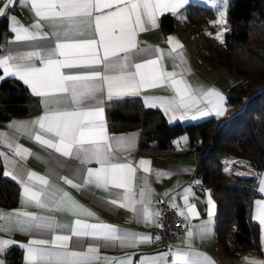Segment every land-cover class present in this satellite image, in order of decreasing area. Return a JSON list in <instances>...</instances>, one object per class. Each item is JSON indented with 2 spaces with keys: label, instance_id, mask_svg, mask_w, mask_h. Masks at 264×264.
<instances>
[{
  "label": "crops",
  "instance_id": "crops-1",
  "mask_svg": "<svg viewBox=\"0 0 264 264\" xmlns=\"http://www.w3.org/2000/svg\"><path fill=\"white\" fill-rule=\"evenodd\" d=\"M191 2H199L208 6L216 7L218 0H187L175 13V28L165 31L161 25L160 17L163 13L156 16V26L153 27L146 17H142L145 30H137V48L143 51L134 52V62H142L144 59H156L157 69L167 73H177L173 80L182 79L190 86L191 96L197 103L192 104L190 108H181L175 113L166 112L165 107L152 98H163L165 100L179 99L174 89L171 87L172 81L166 80L163 84L156 87L141 89L137 94H116L113 97L122 95H138L148 106L160 107L171 120H197L209 115L223 117L234 112L237 107L228 103L226 92L236 78H233L232 72L223 70V66L214 67L208 65L200 58L197 48L204 42L205 35L211 33L216 27V22L211 17L206 21V27L203 23L192 24L187 17L185 7ZM7 0H0V8H5ZM228 5V1H227ZM104 13L115 11V7L104 9ZM100 13L93 12L91 18H83L77 29L69 33L67 40L64 38L65 22L57 19L39 20L31 8L30 0H15V3L5 10L7 16V29L4 34V47L0 51V58L8 55L19 56L29 52L37 51L42 55L46 54L48 46H53L57 42H70L72 40L97 39L95 33L94 17ZM2 16H0L1 18ZM18 21V24L12 20ZM39 20L41 33H46L44 39L32 41H15V33L11 31L12 27L23 26L30 31H37L32 27ZM214 27H211V25ZM55 25V26H54ZM199 29V30H198ZM77 31L83 35H77ZM199 31V32H198ZM56 33H59L58 40ZM169 38L172 43H169ZM179 45V46H177ZM100 54L103 50L100 49ZM63 59V57H59ZM10 63H21V61H11ZM23 63H33L41 66L38 60L23 61ZM61 72L65 75H84L93 72H104L103 65H80L74 67L62 68ZM0 76H4V70L0 68ZM10 75H6L7 77ZM32 92L30 86L28 85ZM215 90L224 97L221 107L224 109L222 115H217L213 109L216 98L205 99L204 93ZM33 93V92H32ZM40 99V109L27 115H13L8 118L0 116V133L5 134V139L14 142L23 149H27L31 154L25 153L23 156L15 154L14 147L9 148L4 142H0V158L4 166V171L14 179L19 185V197L15 206H0V212L9 214L13 212H27L35 215H43L53 218L58 227L53 232L39 233L31 227V221L25 217L13 216L11 220L0 221V241H8L3 245L0 251V262L2 264H27V248L33 239H50L54 235H71L70 225L75 220H80L87 224H109L118 229L119 234H133L137 236H148L150 240L141 242L126 243L121 246L119 242L114 244L106 243L100 239L91 237L73 236L68 242L69 250L87 251L90 245L98 246L99 258L94 264H182L176 259L175 254L196 253L198 259L204 261V264H249L250 261L264 264V225L257 219L256 201H264V192L259 191L260 181L264 179V167L256 175V188L259 194L254 198L252 207V217L258 222L256 230L257 246L238 250L236 253H230L225 249L224 242L218 237L215 229L216 216L218 212L217 200L213 193L211 185L203 182L201 174L196 169L200 156L193 150H188L190 139L184 133L175 137L173 145L167 148H156L151 145L140 147L139 137L140 129L134 128L125 131L114 132L110 130L108 115L106 112V101L108 100L107 88L98 94L97 101H89L90 107L103 108V123L106 127V133L109 137L107 143L111 145L109 151V161L111 164H129L135 170L132 180V193L135 201L143 199L145 204L136 203V211L128 207H121L125 203L123 196L124 188H117L112 183L107 186L97 187L95 178L93 182L85 184L88 179L87 169H100L101 164L92 160L88 163H81L74 156L65 157L57 152L55 148H50L35 139L37 134L42 139L53 140L58 145V138L51 133H45L40 129L39 124L33 123L38 117H41L47 111L60 110L72 111L74 104L69 94L57 93L47 97L38 96ZM145 97L149 100L146 101ZM191 103V101H189ZM200 111L208 112V115H199ZM183 114V116H182ZM195 117V118H193ZM11 125V127H10ZM116 138V139H113ZM123 138V139H119ZM59 146V145H58ZM141 161H148L142 165ZM231 171L239 173H255V167L246 159H241L233 163ZM145 168L148 171H145ZM29 173L35 176L28 179ZM43 177L48 180L45 186L39 180ZM67 177L82 187L75 188L67 184L64 180ZM195 182V184L193 183ZM28 184L34 191L45 190V196L42 199L48 200L59 198L63 192L68 193L70 199H65L64 210L49 211L47 208H39L34 203H22L25 198L24 186ZM60 190V191H56ZM144 192L141 197L140 193ZM55 193V196L49 194ZM158 195L166 197L170 202L176 204L180 213L183 212L190 224L185 228L173 249L172 255H168L166 250L160 247L156 237L150 232V228L156 223V215H153L149 221L145 222L142 209L147 208L150 213H157L158 206L153 202V198ZM187 197V200H185ZM117 200V204L110 203ZM211 201V205L209 204ZM72 201L79 208L75 209L73 215ZM192 207V211L189 208ZM211 210L212 215L209 216ZM93 215L89 216L87 213ZM19 221V222H17ZM189 232L192 233L191 237ZM19 246L20 261H11L5 258L6 250L10 246Z\"/></svg>",
  "mask_w": 264,
  "mask_h": 264
},
{
  "label": "snow or ice",
  "instance_id": "snow-or-ice-1",
  "mask_svg": "<svg viewBox=\"0 0 264 264\" xmlns=\"http://www.w3.org/2000/svg\"><path fill=\"white\" fill-rule=\"evenodd\" d=\"M187 0H30L31 8L39 20H61L65 22L63 36L67 40L69 33L77 29L83 22V18H91L93 12L100 14L94 17L95 33L97 39L72 40L70 42H57L53 46H48L46 54L33 51L24 55H8L0 58V68L4 70V76L15 75L25 84L29 85L33 94L41 97H47L52 94H69L74 104L72 111L52 110L45 112L33 123L39 124L40 129L45 133H51L58 138V145L50 139H42L40 134L35 139L50 148L61 153L65 157L74 156L81 163H88L95 160L101 164L100 169H87L85 184L93 182L95 178L96 186H107L112 183L117 188H124L125 194L121 207H128L136 211L135 204H145V201H135L132 193V180L134 178V169L129 164H111L109 161V151L111 145L107 143L109 137L106 133V127L103 123V108L88 106L89 101H97L98 94L104 91L106 86L108 99H111L114 92L116 94H137L141 89L156 87L163 84L166 80H171V87L174 89L179 99L165 100L163 98H152L165 107L166 112L175 113L181 108H190L192 104L197 103L191 96L190 86L182 79L173 80L177 73H167L157 69L158 61L156 59H144L142 62H134L133 53L143 50L137 48V30L144 31V21L156 26V16L158 13L171 11L175 13ZM15 0H7L5 8H0V16L5 15V10L12 6ZM115 7V11L104 13V9ZM12 20L18 24L15 17ZM37 21L32 27L37 31H30L23 26L12 27L11 31L15 33V41H32L38 38H46V33H41L39 29L41 24ZM55 26V25H54ZM58 40L59 33H56ZM77 35H83L77 31ZM219 38V37H218ZM173 38H169L172 43ZM179 46V45H177ZM100 49L103 54H100ZM59 57H63L60 59ZM38 60L41 66L33 63H23V61ZM11 61H21V63H10ZM103 65L104 72H93L84 75H65L61 72L62 68L74 66ZM0 76V80L4 79ZM205 99L216 98L213 105L217 115H222L224 109L221 107L224 97L215 90L204 93ZM148 101L149 98L145 97ZM191 101V103H189ZM209 103L212 101L209 99ZM154 106V105H153ZM199 115H208L206 111H200ZM183 116V114H182ZM195 118V117H193ZM11 127V125H10ZM116 139V138H113ZM123 139V138H119ZM0 142H4L9 148L15 150V154L23 156L25 153L31 154L27 149L14 145V142L5 139V134L0 133ZM146 165L148 161H141ZM145 171H148L145 168ZM7 174V173H6ZM35 176L29 173L28 179ZM41 183L48 185V180L39 177ZM67 184L75 188L82 187L73 180L64 177ZM60 191V190H56ZM259 191L264 192V179L260 181ZM25 198L22 203H34L39 208L51 210H64L65 199H70L68 193L63 192L57 199H42L45 196V190H32L28 184L24 186ZM55 196V193L49 194ZM144 196V192L140 193ZM187 200V197H185ZM72 203L73 215L75 209L79 208L74 201ZM110 203L117 204V200ZM211 205V201L209 200ZM257 219L264 225V201H256ZM174 206V205H173ZM192 211V207L189 208ZM89 216L93 214L87 213ZM184 213L181 212V215ZM142 215L145 222L149 221L153 215L145 207L142 209ZM212 215L211 210L209 216ZM15 217H25L31 221V227L39 233L53 232L58 225L53 218L43 215H35L27 212H13L4 214L0 212V221L11 220ZM19 222V221H17ZM70 227L71 235H54L50 239H33L27 248V264H94L99 258L98 246L90 245L87 251L69 250L68 242L73 236L91 237L100 239L106 243L119 242L121 246L126 243L139 240L146 242L151 239L148 236H137L133 234H119L114 226L104 223L87 224L80 220H75ZM0 230H3L0 228ZM192 233L189 232L191 237ZM157 239H159L157 237ZM8 241H0V251L3 245ZM196 253L175 254L176 259L182 264H204V261L198 259ZM2 264V262H0ZM123 264V262H121ZM145 264V262H141ZM249 264H260V262L250 261Z\"/></svg>",
  "mask_w": 264,
  "mask_h": 264
},
{
  "label": "trees",
  "instance_id": "trees-1",
  "mask_svg": "<svg viewBox=\"0 0 264 264\" xmlns=\"http://www.w3.org/2000/svg\"><path fill=\"white\" fill-rule=\"evenodd\" d=\"M192 24L209 21L216 8L199 2L186 7ZM229 28L224 40L214 43L208 31L198 54L208 65L226 66L238 77L231 82L226 98L237 109L223 117L209 115L197 120H171L156 106L146 105L138 95H122L106 101L111 131L140 129V147L167 148L174 138L187 133L188 150L200 156L197 173L211 185L217 200L216 233L225 249L236 253L258 244V222L252 217L256 174L226 172L228 157L245 158L255 168L264 167V0H228ZM165 31L175 28V15L160 17ZM7 16L0 18V51L4 47ZM211 27H214L212 24ZM40 109V99L19 77L0 80V116L27 115ZM19 185L4 171L0 158V206L12 207L18 202ZM19 246H10L5 258L20 261Z\"/></svg>",
  "mask_w": 264,
  "mask_h": 264
},
{
  "label": "built area",
  "instance_id": "built-area-1",
  "mask_svg": "<svg viewBox=\"0 0 264 264\" xmlns=\"http://www.w3.org/2000/svg\"><path fill=\"white\" fill-rule=\"evenodd\" d=\"M233 158L225 161L224 169L226 171L231 170ZM260 170L261 168H256L255 174L257 175ZM193 183L195 184L194 181ZM153 202L158 206V215H156V223L150 228V232L156 237L160 247L166 250L168 255H172L181 232L189 226L190 220L181 215L176 204L162 195L153 198Z\"/></svg>",
  "mask_w": 264,
  "mask_h": 264
},
{
  "label": "rangeland",
  "instance_id": "rangeland-1",
  "mask_svg": "<svg viewBox=\"0 0 264 264\" xmlns=\"http://www.w3.org/2000/svg\"><path fill=\"white\" fill-rule=\"evenodd\" d=\"M227 1L228 0H218V2H216V7H217L216 8V15L212 18L216 22V27H215V29L212 32V41L214 43H217L219 41H223L224 40L225 31L229 28L230 22H229V19L227 17ZM203 27L204 28L206 27V23L205 22L203 23ZM223 70H225V71L227 70L228 72H230L229 68H227L226 66H223ZM231 72L233 74V78L237 79L238 75L235 72H233V71H231ZM184 134L187 135V133H184ZM235 158H236V160H235ZM227 159L228 160L229 159L232 160V157H228ZM241 159H245V158H242V157H239V156H234L233 163L236 162V161H240ZM233 163H232V168L234 166ZM232 168H231V170H232ZM231 170H229V171L225 170V171L226 172H230Z\"/></svg>",
  "mask_w": 264,
  "mask_h": 264
}]
</instances>
